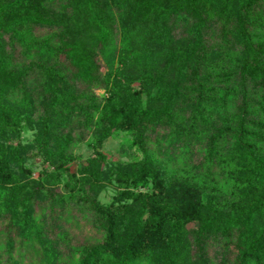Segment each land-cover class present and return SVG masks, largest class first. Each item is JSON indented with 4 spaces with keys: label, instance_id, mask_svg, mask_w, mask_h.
Wrapping results in <instances>:
<instances>
[{
    "label": "trees",
    "instance_id": "16d2710c",
    "mask_svg": "<svg viewBox=\"0 0 264 264\" xmlns=\"http://www.w3.org/2000/svg\"><path fill=\"white\" fill-rule=\"evenodd\" d=\"M0 264H264V0H0Z\"/></svg>",
    "mask_w": 264,
    "mask_h": 264
},
{
    "label": "rangeland",
    "instance_id": "374dc122",
    "mask_svg": "<svg viewBox=\"0 0 264 264\" xmlns=\"http://www.w3.org/2000/svg\"><path fill=\"white\" fill-rule=\"evenodd\" d=\"M98 93L101 94L102 92ZM32 139V132L22 133V140L25 143H30ZM102 151L107 158L109 167H116V165L120 163L127 164L140 158L139 152L135 147L132 146V137L126 131H119L113 134L104 144ZM30 154L33 155L32 153ZM75 154L79 157V161L92 157L93 148L91 139L79 144V146L75 150ZM79 161H75L73 164H71L72 172H76ZM28 164L33 168L32 178L36 180L38 178L41 161L39 158L30 157ZM115 194V190L111 187H108L99 196L100 203L103 205H109L112 202ZM84 228L85 229L82 235L80 234L81 237H84L86 235L93 236L95 234L93 229H91L89 225L85 224Z\"/></svg>",
    "mask_w": 264,
    "mask_h": 264
}]
</instances>
